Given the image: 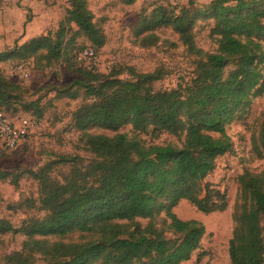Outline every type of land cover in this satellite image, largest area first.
<instances>
[{"label": "trees", "instance_id": "16d2710c", "mask_svg": "<svg viewBox=\"0 0 264 264\" xmlns=\"http://www.w3.org/2000/svg\"><path fill=\"white\" fill-rule=\"evenodd\" d=\"M119 1L131 6L138 0ZM155 3L140 20V32L149 33L140 43L153 46L155 31L171 29L195 57L193 77L184 87L157 90L159 71L127 68L130 78L123 80L121 70L103 75L70 58L79 38L89 46L77 52L91 49L96 55L106 44L87 0H66L65 15L53 32L0 52V64L15 61V68L30 59L48 66L64 61L77 78L58 95L72 100L80 91L84 95L70 120L80 148L94 153L109 141L107 147L116 153L111 176L101 186L73 169L82 161L79 156H57L36 171L23 172L38 183L39 210L45 216L19 227L0 219V249L3 236L23 237L19 251L2 257L4 264H181L199 249L205 230L198 221L179 219L174 209L182 201L202 214L226 209V193L204 180L218 158L234 151L227 127L243 121L252 101L264 93V0H211L202 8L191 1L181 7ZM200 20L213 22L212 53L195 46ZM21 113L39 121L44 108L38 100L26 102L19 82L0 71V114L18 118ZM125 127L130 134L121 132ZM163 134L178 144L153 143ZM252 151L264 160V120ZM62 167L69 168L67 173L56 175ZM21 175L0 171V180L16 186ZM238 183L241 204L234 214L229 261L264 264V168L245 170Z\"/></svg>", "mask_w": 264, "mask_h": 264}, {"label": "rangeland", "instance_id": "374dc122", "mask_svg": "<svg viewBox=\"0 0 264 264\" xmlns=\"http://www.w3.org/2000/svg\"><path fill=\"white\" fill-rule=\"evenodd\" d=\"M9 1L0 0L1 52L21 45L29 36L53 32L63 19L67 7L66 0H42L34 5L15 1L9 4ZM157 1L177 7L191 1L195 7L202 8L211 0H138L131 6H125L119 0H87L95 22L103 29L106 44L96 53L95 59L83 61L85 65L103 75L112 70H121L123 73L120 78L123 80L130 78L127 68L137 73L159 71L161 78L154 83L157 90H172L188 84L193 77L195 57L171 29L155 31L158 41L153 46L144 47L140 43L149 34L140 32V20L148 16ZM27 19L29 22H26ZM212 26V21L200 20L194 28L195 46L205 53H212L216 49L210 36ZM262 43L264 45V40ZM88 46L87 40L79 38L70 58L75 61L77 51ZM16 65L15 61L0 64L2 75L8 80L19 82L26 102L38 100L44 108L43 118L37 120V128L22 146L13 150L0 149V171L11 175L22 174L16 186L10 180H0V219L19 227L27 219L45 216V212L39 210L38 183L23 172L36 171L47 162L57 159V156H79L82 161L74 164L73 169L75 167L77 171L87 173L90 183L101 186L111 176L116 153L107 147L109 141L94 153L80 148L78 133L70 129V120L84 95L80 91L76 100L58 95V90L68 88L77 78L67 70L64 61L48 66L44 61L30 59L22 64L29 72L27 79L14 73ZM17 110L22 112L20 107ZM18 115L29 116L26 113ZM263 120L264 93L252 101L243 121L227 127L234 151L218 158L215 170L204 180V183L213 184L226 193V209L223 212L202 214L186 201L180 202L174 209L179 219L198 221L205 230L199 249L191 255L190 260L181 264H231L228 246L235 226L234 214L241 204L238 177L245 170L259 173L264 168V160L256 157L252 151L254 138L258 136ZM130 131V127H125L121 132L130 134ZM90 132L107 138L113 135L103 130ZM164 142L178 144L175 138L165 134L153 141L155 144ZM68 169L62 167L55 174H65ZM17 204H21L20 209H13ZM30 205L34 207L30 208ZM2 239L4 245L0 249V264H4L3 256L20 250L23 237L6 235Z\"/></svg>", "mask_w": 264, "mask_h": 264}, {"label": "built area", "instance_id": "2783aa9c", "mask_svg": "<svg viewBox=\"0 0 264 264\" xmlns=\"http://www.w3.org/2000/svg\"><path fill=\"white\" fill-rule=\"evenodd\" d=\"M22 3L27 0H15ZM151 1V0H147ZM95 53L91 49L79 51L75 57L76 63L83 64V61L95 59ZM85 64V63H84ZM15 73L22 79L29 77V72L24 65H18ZM37 128V121L34 118L21 116L13 118L0 114V148L14 149L25 143Z\"/></svg>", "mask_w": 264, "mask_h": 264}, {"label": "crops", "instance_id": "0c3cea01", "mask_svg": "<svg viewBox=\"0 0 264 264\" xmlns=\"http://www.w3.org/2000/svg\"><path fill=\"white\" fill-rule=\"evenodd\" d=\"M15 0H10L9 1V4H12L14 3ZM42 1V0H41ZM41 1H38V0H27V1H24L22 2L23 4H28V5H34L35 3H40ZM16 2V1H15ZM30 3V4H29ZM5 11H7V9H5ZM35 36H38V35H33L32 37H35ZM31 36L28 37L29 38H32ZM4 48V44H3V47ZM1 52V51H0Z\"/></svg>", "mask_w": 264, "mask_h": 264}]
</instances>
